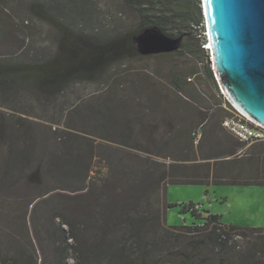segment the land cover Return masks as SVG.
I'll return each instance as SVG.
<instances>
[{"label":"rangeland","instance_id":"obj_1","mask_svg":"<svg viewBox=\"0 0 264 264\" xmlns=\"http://www.w3.org/2000/svg\"><path fill=\"white\" fill-rule=\"evenodd\" d=\"M203 16L178 50L145 59L126 50L97 80L46 92L31 80L0 86V264H63L57 247L64 237L70 245L65 264H108L116 248L130 247V216L154 222L167 201L179 205L167 210L169 226H203L210 212L223 224L264 227V186L169 185L167 200L148 187L130 199L138 185L130 181V163L169 167L173 162L163 156H181L192 137L197 173L210 169L241 182L256 171L264 179V143L245 144L236 157L203 160L214 139L203 125L213 113L208 108L227 111ZM137 22L124 0H0L7 32L0 35V65L45 58L66 63L73 39L126 44ZM60 26L68 28L64 35ZM176 80L183 94L172 86ZM189 99L193 107L184 106ZM189 202L204 206L195 208L199 217L182 212L180 204ZM172 247L167 251H179ZM203 250L207 264H246L249 253L264 264V234L235 237L221 248L204 243ZM166 256L157 264H177Z\"/></svg>","mask_w":264,"mask_h":264},{"label":"trees","instance_id":"obj_2","mask_svg":"<svg viewBox=\"0 0 264 264\" xmlns=\"http://www.w3.org/2000/svg\"><path fill=\"white\" fill-rule=\"evenodd\" d=\"M124 1L138 20L136 24L137 28L130 32L126 44L118 39L117 42H111L107 46L99 47L92 41L79 36V41L77 39L72 40L70 49L74 54L70 56L71 58L66 63L59 62L53 58L51 60L45 58L27 64L18 62L0 65V86H10L23 80H31L46 92L51 90V88L60 90L74 81L97 80L105 73L111 60L126 50L141 59L153 56L141 55L135 46L136 36L145 29L156 27L167 36L178 38L186 36L192 28L203 25L204 16L200 1L197 3H195V0ZM2 29L0 25V35L7 36V32ZM60 31L64 35L68 31L67 26H60ZM208 71L214 86L218 90L210 66H208ZM172 86L177 92L183 94L182 85L177 80L172 82ZM190 100L184 102V106L193 107ZM224 102L227 105L228 112L222 107L218 110L216 105H211L208 108L209 111L213 110V113L212 116L210 115L205 119L203 125L210 126L209 131L214 139L211 140L212 153L203 156V160L236 157L241 148L246 144L240 142L231 133L229 135L224 133L226 129L223 127V121L227 117L223 115V112L231 115L230 109L233 110L229 102L226 100ZM218 104L221 105L222 103ZM172 134L170 133L169 136ZM193 140L194 138L192 137L189 144H187L188 146L186 145V148L181 151V156L176 154L163 156L173 162L169 164V167L167 166L168 164L154 167L149 164L148 160L142 159L140 163L132 161L130 163V181H137L138 185L135 186L134 190L132 189L130 199L136 200L140 198V193H143L145 188L146 192L148 187L155 190L159 188L163 193L164 200H167L169 185L211 186L230 184L264 186V179L256 177V171L250 172V176L254 175L255 178L248 181L246 179L241 182L237 179H226L221 172H219V175H216L214 171L210 172V169L205 175L197 173L196 164L193 163L197 160L193 156ZM261 154L264 158V150ZM229 161L231 163L234 160L230 159ZM245 173L246 170L243 169L242 174L247 175ZM194 204V202H189V207L186 204H180L182 212H189L190 207ZM174 206L179 205L170 204L168 201L165 202L161 217L154 222L153 220L149 221L144 216H130V247L120 246L116 248L111 253V256H108V264H157L159 258H163L165 255H167L168 261L174 260L177 264H207L203 254L204 243H209L214 248H221L232 242L236 235H240L241 238H247L251 234L258 236L264 234V227L242 228L223 224L219 215L209 212H207L208 216L204 218L205 223L203 226H169L166 217L167 210ZM192 215L196 218L200 216L199 214L197 215L196 211ZM67 236L68 239H74L75 234H67ZM175 244L179 245V251L174 252L175 254L168 252L167 249ZM69 250L70 245L67 238L64 237L60 240V246L57 247V253L63 264L68 259ZM243 259L246 264L248 261L250 264H259V262H255L254 254L249 253Z\"/></svg>","mask_w":264,"mask_h":264},{"label":"water","instance_id":"obj_3","mask_svg":"<svg viewBox=\"0 0 264 264\" xmlns=\"http://www.w3.org/2000/svg\"><path fill=\"white\" fill-rule=\"evenodd\" d=\"M203 10L220 86L236 108L264 126V0H203ZM182 39L152 27L135 42L149 56L178 50Z\"/></svg>","mask_w":264,"mask_h":264},{"label":"built area","instance_id":"obj_4","mask_svg":"<svg viewBox=\"0 0 264 264\" xmlns=\"http://www.w3.org/2000/svg\"><path fill=\"white\" fill-rule=\"evenodd\" d=\"M220 89L224 95V98L233 107L232 115L224 119L223 127L240 142L246 144H254L259 142L264 143V126L255 122L238 108H236L225 96L221 87ZM195 208L203 210V206L196 203L190 207V210L193 212L195 211ZM235 237L241 238L240 235H236Z\"/></svg>","mask_w":264,"mask_h":264},{"label":"clouds","instance_id":"obj_5","mask_svg":"<svg viewBox=\"0 0 264 264\" xmlns=\"http://www.w3.org/2000/svg\"><path fill=\"white\" fill-rule=\"evenodd\" d=\"M202 7H203V0H202ZM203 12H204V10H203ZM204 15H205V13H204ZM205 21H206V16H205ZM206 29H207V33H206V35L208 36V38L210 39V37H209V32H208V26H207V21H206ZM211 40V39H210ZM210 44H211V41H209L208 42V46H207V48H210L211 49V47H210ZM211 53H212V49H211ZM211 59H213L212 58V56H211ZM212 67H213V71H214V74H215V76H216V79H217V81H219L218 80V77H217V75H216V72H215V68H214V64L212 65ZM219 83V82H218ZM219 86H220V84H219ZM221 87V86H220ZM222 88V87H221Z\"/></svg>","mask_w":264,"mask_h":264},{"label":"bare ground","instance_id":"obj_6","mask_svg":"<svg viewBox=\"0 0 264 264\" xmlns=\"http://www.w3.org/2000/svg\"><path fill=\"white\" fill-rule=\"evenodd\" d=\"M209 37H210V39H211V35H210V34H209ZM210 39L208 38V42L211 41ZM210 47H211V49L213 50L212 42H211V44H210ZM211 49L208 48V50H209V52H210V57L212 56V54H211ZM211 62H212V65L214 64L215 72H216V74L218 75V72L216 71L217 69H216V66H215V61H214L213 59H211ZM213 70H214V69H213ZM218 77H219V76H218ZM219 80H220V79H219ZM220 83H221V81H220ZM222 90H223L225 96L228 98L227 93H226V91L224 90L223 87H222ZM228 99H229V98H228Z\"/></svg>","mask_w":264,"mask_h":264},{"label":"crops","instance_id":"obj_7","mask_svg":"<svg viewBox=\"0 0 264 264\" xmlns=\"http://www.w3.org/2000/svg\"><path fill=\"white\" fill-rule=\"evenodd\" d=\"M202 205V204H201ZM203 206V205H202ZM203 208H204V206H203ZM210 213V212H209ZM213 214V213H212ZM218 215V214H217ZM220 216V215H219ZM222 222V221H221Z\"/></svg>","mask_w":264,"mask_h":264}]
</instances>
